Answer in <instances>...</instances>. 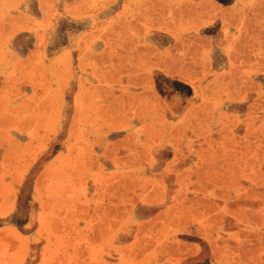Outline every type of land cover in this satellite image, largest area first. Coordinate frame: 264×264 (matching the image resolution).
<instances>
[{
	"label": "rangeland",
	"instance_id": "obj_1",
	"mask_svg": "<svg viewBox=\"0 0 264 264\" xmlns=\"http://www.w3.org/2000/svg\"><path fill=\"white\" fill-rule=\"evenodd\" d=\"M0 264H264V0H0Z\"/></svg>",
	"mask_w": 264,
	"mask_h": 264
}]
</instances>
